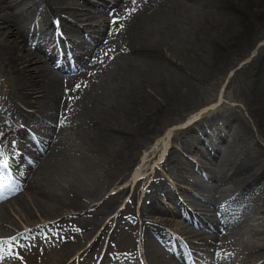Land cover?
<instances>
[{"label":"bare ground","instance_id":"6f19581e","mask_svg":"<svg viewBox=\"0 0 264 264\" xmlns=\"http://www.w3.org/2000/svg\"><path fill=\"white\" fill-rule=\"evenodd\" d=\"M33 1L19 0L17 3L0 0L1 7L10 11L9 15L0 16V60L6 65L7 74L13 76L16 82L12 98L0 104V155L9 159V149L17 146L27 152L34 150L36 154L42 153L44 157L42 163L40 159L23 171L22 167L19 169L16 166L19 177L13 180L12 190L15 192L23 188L24 191L7 202L11 204L9 207L7 203L0 202V241L5 242L0 250L3 257L0 264H23L19 256L25 262L33 263L29 245H37L43 237L61 239V259L75 254L95 237L97 223L105 213L117 208L123 192L130 198L119 214L116 228L121 222L132 225L136 230L135 207L141 181L132 191L123 187L122 191L110 195L99 206L90 208L91 199H98L100 195L104 198L106 189L109 191L113 185L124 182L137 154L150 143L152 135L158 133L164 118L190 108L203 96L204 86L215 85L218 77L232 67L239 53L264 32V0H136L135 4L132 0H98L94 4L89 0H58V5L53 0H36L46 10L39 12L38 3L34 2L29 8L33 11H26L24 4ZM78 1L90 6L89 12L75 9ZM106 11L108 14H105ZM97 14L102 18L108 16L102 21L105 25L95 29L98 35L95 37L90 33V37L86 36L87 39L75 48L70 46L68 36L83 34L73 22H93L97 20ZM89 29L93 30L92 27ZM99 41L106 42L104 51L96 58L88 56L90 48ZM29 44L36 51H28L26 47ZM33 63L36 64L33 66ZM250 84L249 103L258 106L254 104L246 110L255 119L262 113L255 122L264 131V59H260ZM27 108L36 112L30 113ZM228 116L225 127L213 129L215 135L226 127H232L235 132L232 123L236 121L245 127V122L237 113ZM192 119L189 118L188 122ZM17 121L34 126L37 131H42L43 136L39 139L37 135L28 134L25 128L18 127ZM53 127L57 129V134L53 132ZM237 129H240L239 124ZM48 134L50 138H47ZM229 134L234 137V133ZM22 138H27L29 144L24 145ZM195 138L193 130L192 135L187 133L184 139H177L176 142L182 148H189ZM199 143L201 139L196 145ZM204 146L195 147L197 154H201ZM74 148L76 150L72 151ZM170 155L166 160L170 165L165 167L166 172L170 175L178 173L184 178L185 171H189L184 166L191 167L192 164L188 165L175 153ZM18 157L23 164H32L23 154ZM238 159L237 146L229 142L222 153H216L204 168L196 170L192 181L190 178L185 182L201 190L209 183L202 177L209 179V175L213 179L218 170L222 174L220 181L228 177L234 179L229 186H237V179L241 183V178L248 180L256 174L247 172V168L251 167ZM195 161H198L196 157ZM9 169L13 173L12 167ZM77 169L81 172L78 173ZM29 173L34 175L32 182V174L27 177ZM239 174L244 176L235 178ZM134 177H137L136 173ZM62 181L68 182L65 187L61 186ZM91 183L93 188H85L84 191H93L92 195L78 191L79 186ZM69 186L72 187L67 189ZM148 188L155 187L152 184ZM164 188L162 182L152 192L155 195L165 193L174 206L160 207L154 201L151 211L158 213L159 218L155 223L143 222L141 228L146 255L147 252L152 253L156 246L154 236L164 243L173 240L163 231L171 227L170 222L178 226L179 221L175 217L199 228L223 232L221 222L214 219V214L195 218L175 201L173 194L164 192ZM26 190L32 197L31 202H26L28 198L23 195ZM150 196L154 198V195ZM259 197H264V190ZM30 203L36 213L29 209ZM261 203L264 215V201ZM214 204L216 208L212 204L213 209L209 212L219 211L220 205ZM14 205L24 214V222L33 226L31 231L16 236L15 240L12 237L18 231L11 225L8 215V209ZM242 205H238L236 210ZM65 207L84 210L85 214L95 215L100 220L94 217V221L89 222L82 218L64 217L62 210ZM37 212L44 220L54 221L38 226ZM140 213L142 216L146 214L144 210ZM114 232L109 238L96 237L85 252L94 249L97 254H103L102 264H141L134 248L130 253L121 254V249L115 244ZM180 233L187 235L184 229ZM202 240L206 241V245L219 243L217 239ZM220 240L227 241V234L222 235ZM164 254L162 251L157 264H174L173 261L199 264L183 250L174 251L171 257ZM256 255L261 256L259 261L264 259V252L253 250L248 258L251 260H247L246 264L253 261ZM200 262L208 264L206 259ZM220 262L224 264L229 260L222 257Z\"/></svg>","mask_w":264,"mask_h":264},{"label":"rangeland","instance_id":"374dc122","mask_svg":"<svg viewBox=\"0 0 264 264\" xmlns=\"http://www.w3.org/2000/svg\"><path fill=\"white\" fill-rule=\"evenodd\" d=\"M18 3L19 0H14ZM21 1V0H20ZM29 1V0H27ZM54 4L58 5V0H53ZM92 4L97 3L98 0H89ZM106 2H110L109 0H105ZM168 0H164V2H167ZM171 2L174 0H170ZM34 2L38 3L36 0L33 2H27V4H24L26 11L27 9L30 11H33V9H29ZM102 3V1H100ZM169 2V3H171ZM60 3V2H59ZM77 6H75V9L81 11L82 13L84 12H89L91 9L90 6L84 5V3L81 2H76ZM86 3V2H85ZM90 3V4H91ZM1 4V3H0ZM3 6H6L5 3H2ZM165 5V4H163ZM18 7L16 9L18 10ZM38 11H43L46 10V8L38 3ZM10 11L2 8L0 5V16H7L9 15ZM105 14H108V11L105 12ZM102 15L97 14L96 15V21L90 22L87 20H76L73 23L76 24L77 26L84 28L88 33L91 32L89 27H92V29L99 30V26H104V23H101L104 21V17L107 18V15L102 18ZM93 31V30H92ZM97 32V31H96ZM95 31H93V35L96 37L98 35ZM69 40L71 41L72 44L76 45V42L68 36ZM73 39L80 41V38L77 36H72ZM103 42V43H102ZM106 42L104 41H99V43L94 44L89 51L88 56H93L94 58L98 57L102 51H104L103 47ZM28 51H36L35 47L31 44L26 47ZM89 49V50H90ZM264 59V32L259 35V37L255 38L254 42L250 44L249 47L243 49L240 53L237 59L234 61L232 67L227 70V72L222 76L220 75L218 77V82L215 85L209 86L206 85L203 88V96L198 98L196 101H194L191 105V107L187 108L184 110L182 113H179L177 115H168L164 118V120L161 122L158 128V133L155 135H152V139L146 147L142 148L141 151L137 154L134 163L131 165L129 171L126 173V177L130 175L133 167L135 169H138L139 165L137 163L139 162L140 159H142L145 156H148L149 150L150 152L153 151V145L155 144L157 147L156 152L159 151L161 154L163 150L165 151V154L159 159L160 155H157L156 158L152 161L155 163L156 172L159 174L158 177H156L153 181V186L157 188L160 183L165 182V188L164 190H168L170 192H176V194L179 195L183 205L186 203L184 206L189 208V210L194 211V208H196V200L193 198L194 195L191 193L197 192L195 188H192L191 186H186V184L182 183L179 181V177L174 176V180L172 181V184L174 185V188L177 190H174L166 180L167 177H169L168 173L164 170L163 165L165 164V167H170L168 163L165 161V159L170 157L171 155L168 153H175L177 156H181V154L187 153L185 151H190L194 149L196 144L198 143V140L201 138H205L206 132H212L213 129H215L217 126L220 128L225 127L224 122L225 118H228V115H231L232 113L237 116H239L241 119H244L245 122V127L243 128L242 125H240L239 122H233L232 124L235 125L236 131H238V135L240 137L239 144L241 147H244L248 151L249 157H247L245 160L247 161L245 164L247 167V172H256L253 176H251L248 180L246 178H241V183L240 179H237V186H227L226 187V194H230L228 190L231 189V193L233 192L236 198L232 202L231 206L226 209V212H223L220 214V220L223 221H228L229 225H225L224 227L226 228L227 233V241H223L222 243L212 246V245H206V241L202 240L205 238L206 240H211V239H216L217 237H220V232H212L205 227H202L200 229L195 228L193 225H189L187 222H183L182 220H179L181 223L178 226L173 225V223L170 222V229H172L178 235V237L181 239L179 241L178 239L175 238L176 241L172 240L169 243H164L162 242L161 239H157V237L154 236L156 240V246L152 249V253H148L146 255V248L143 250V246L145 245L144 239H142V234H141V228L143 222L145 223H155V221L159 218L157 213L152 210V205L154 201L157 203L159 195H155L152 192V189L155 188H148L149 187V182L150 180L143 181L140 186V197L138 200H136V207H135V221H136V230L132 228V225L129 224H122L120 222V226L116 228V225L118 223V217L119 214L122 212V207L127 203L128 199L130 198L129 196H126L125 193L121 195L120 202H118L117 208H115L112 212L110 213H105L103 215V218L100 220V218H96L95 215L89 216L88 214H85L84 210L79 211L78 209L75 208H69L65 207L62 212L64 214V217L68 216L71 218H82V220L93 222L94 219L96 218L97 220H100L99 223H97L98 230L97 231H108L111 230L107 234H102L101 237L108 236L112 233V230H115L114 232V238H115V244L117 247L121 250H123V253H130V250L135 248L136 245H138V251L143 250L145 251V255L147 257H142L143 255L140 254L138 260L146 259L147 261H142L141 264H157V259L159 258L160 254L162 255V251L165 253L164 255H169L170 257L172 256L173 252L175 250L181 249L179 246L181 245L185 250L189 251L187 254L193 256L194 258L200 257V256H206V255H212L211 257L218 258L220 252H224L227 254L228 257H230V264H246L247 260L250 257V252L257 250L258 252H264V215H263V205L261 202L264 201V197H259L260 192L264 190V171H262L263 166H264V131L261 129L259 125L256 124V120H258L259 115H262V113H259L257 116L258 118L252 117V115H248L245 109L253 107L255 103H249V97L251 94L252 86L250 84L252 78L256 74V68H258V64ZM36 63H33L32 65L34 66ZM232 74V76L229 79V76ZM226 85L225 91L223 92V88ZM16 88V82L13 78V76L7 74V68L6 65L2 63L0 60V104L3 103V101L7 98H12L14 95V91ZM223 96L222 99L225 102L223 103V106L218 107L213 109L214 106H211L209 108L213 109L212 111H208L207 106H209V103H214L218 101V99ZM234 103L240 104L241 106H235ZM256 105V104H255ZM258 106V105H256ZM28 112L34 113V110L32 108H27ZM39 111V110H38ZM205 114L197 115V113L203 112ZM36 112V110H35ZM243 114V115H242ZM38 115V114H37ZM193 116V119H196L195 122H192L190 124H185L184 121L188 117ZM0 117L2 118V113H0ZM246 119H245V118ZM255 119V120H254ZM19 122L17 121V125L19 128H24L25 131L28 134H33L37 135L40 137L43 136L42 131H37V129L24 122ZM238 124L240 126V129H237ZM187 126V128L185 127ZM51 127V126H48ZM47 127V128H48ZM176 130H173V128H176ZM186 128V129H185ZM27 129V130H26ZM230 129V127L228 128ZM228 129H224L225 131ZM22 130V129H21ZM193 130H195V136L196 138L194 139L193 143L189 146V148H182L179 143H176L177 139H184L185 136L192 135ZM235 130V129H234ZM186 131V132H185ZM25 132V133H26ZM53 132L57 134V129L53 127ZM47 134V133H46ZM169 140L167 141L166 136H169ZM177 136V138H175ZM51 135L48 134L47 138H50ZM22 143L24 145L29 144V141L27 138H22ZM199 145V144H198ZM197 145V146H198ZM151 147V148H150ZM150 148V149H149ZM21 149V148H20ZM23 149V148H22ZM21 149V150H22ZM149 149V150H148ZM72 149V151H75ZM18 151V150H16ZM34 151V150H33ZM170 151V152H169ZM19 152V151H18ZM26 152V151H25ZM168 154V155H167ZM155 155V153H154ZM167 155V156H165ZM33 156V155H32ZM165 157V158H164ZM40 163L43 162V154L37 158L36 163L38 160H40ZM72 159V158H67ZM66 159V161H67ZM149 160V159H148ZM162 161V162H161ZM150 162V161H149ZM35 163V164H36ZM148 164L143 168V172H147ZM255 167V169H254ZM258 168H261L258 169ZM254 169V170H253ZM77 172L80 173L81 171ZM142 169H138V171H141ZM154 171V170H153ZM231 174V173H230ZM244 175H237L235 178L242 177ZM228 178V177H227ZM34 180V175L32 174L30 177V181L32 182ZM234 183V179H229ZM246 180V181H245ZM245 181V182H244ZM147 184L145 185V183ZM244 182V183H243ZM68 182L62 181L61 186L65 187ZM241 184V185H240ZM129 185V180L126 179V181L121 185L119 188H115L113 185V188L109 191H104V195L106 197L103 198V195H100L98 199H91V205L89 207H94V206H99L102 204L103 200L106 199L107 197L116 192H119L122 190L123 187ZM184 186L185 189L187 190V193H185L182 190H179L178 186ZM240 185V186H239ZM72 186L67 187V189H70ZM85 188H93V185L87 186H79L78 191L80 193H84L87 195H92L93 191H90L89 193H85ZM235 189V190H234ZM172 190V191H171ZM220 193L222 192L221 187L219 188ZM234 190V191H233ZM24 191V189H20L19 191L15 192L16 194L21 193ZM108 192V193H107ZM143 192V193H142ZM151 195H154V198H152ZM23 195H25L28 200L26 202H31L32 197L26 190L23 192ZM125 195V196H124ZM205 198L208 199V197L211 195L210 192H205ZM12 196L9 197V199L4 200L3 202L7 203L9 201H12ZM157 198V199H156ZM260 198V200H258ZM165 201V200H163ZM243 203L241 208L237 211L239 212H234L236 211V208L238 205ZM160 204L163 205L160 201ZM198 204V203H197ZM8 205V203H7ZM11 204L8 205V207ZM172 204L168 203L167 205L164 206H169ZM32 206V203H30L29 209L33 212L36 213V209H34ZM170 207V206H169ZM201 208L200 206H198ZM97 208V207H96ZM96 208L92 209L95 210ZM202 209V208H201ZM145 211V215H141L140 213ZM9 216H10V223L13 225L15 228V231L17 230L18 232L15 233L13 237H16L20 234H23L27 232L29 229H31L33 226H28L23 220L24 214L19 211V208L17 205H14L12 208L8 209ZM83 212V213H81ZM197 214H200L199 210H195ZM204 213V212H203ZM204 216V215H203ZM224 216V217H223ZM37 220L39 221V224H46L54 220L46 221L44 218H42L39 213L37 212L36 214ZM219 219V218H218ZM176 220V219H175ZM175 223V222H174ZM99 225H102L99 228ZM108 225V228H105V226ZM189 225L192 228V232L190 233L191 228L186 227ZM228 226V228L226 227ZM185 230L187 232V235L184 236L182 235L183 233H180L179 230ZM137 233V235H135ZM165 233V231H163ZM200 235L197 237V235ZM99 234H95V237L93 239L88 240L87 245L82 248L80 251H75V254H70L64 259H61L59 256L60 252V247L59 245L62 244L61 239L56 240L52 239L50 237H43L39 239V243L37 245H29V249L32 251V257H33V262L34 263H28L22 260L21 256H19V260L24 261L23 264H63L65 261H67L70 257L72 262L71 264H95V252L96 250L91 249L85 252V250L88 249V247L92 244V242L95 240V238ZM7 238V237H6ZM28 243H30L28 241ZM143 243V244H142ZM175 247V248H174ZM211 248H216L215 252H211ZM227 250V251H225ZM31 251L28 252V257H30ZM137 253V252H136ZM122 254V253H121ZM137 255V254H136ZM70 256V257H69ZM121 257V256H120ZM261 256H255L253 261H250L249 264H259L260 262L256 263ZM124 261L126 258L121 257ZM222 258V257H221ZM258 258V259H256ZM174 264H186L181 261H173ZM126 264V263H122Z\"/></svg>","mask_w":264,"mask_h":264},{"label":"snow or ice","instance_id":"6c2138e0","mask_svg":"<svg viewBox=\"0 0 264 264\" xmlns=\"http://www.w3.org/2000/svg\"><path fill=\"white\" fill-rule=\"evenodd\" d=\"M132 2H133V4H135L136 0H132ZM113 23H116V21H113ZM77 87H79V86H77ZM4 166L6 167L7 165L5 164ZM28 231H31V230L29 229ZM21 235H23V234H21ZM12 239L15 240L16 237H12ZM4 243H5L4 241H0V250H2ZM2 259H3V257L0 256V260H2Z\"/></svg>","mask_w":264,"mask_h":264}]
</instances>
